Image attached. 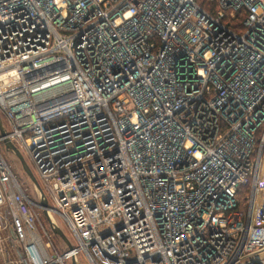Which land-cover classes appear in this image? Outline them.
I'll use <instances>...</instances> for the list:
<instances>
[{
    "label": "built area",
    "instance_id": "built-area-1",
    "mask_svg": "<svg viewBox=\"0 0 264 264\" xmlns=\"http://www.w3.org/2000/svg\"><path fill=\"white\" fill-rule=\"evenodd\" d=\"M0 112V264H264V0H0Z\"/></svg>",
    "mask_w": 264,
    "mask_h": 264
},
{
    "label": "rangeland",
    "instance_id": "rangeland-1",
    "mask_svg": "<svg viewBox=\"0 0 264 264\" xmlns=\"http://www.w3.org/2000/svg\"><path fill=\"white\" fill-rule=\"evenodd\" d=\"M0 116L3 120L4 125L7 127V121H6L5 117L1 114V112H0ZM0 152L3 155V157L7 160L9 165L12 167V169H13L15 175L17 176V178L19 179V181L21 183H23L25 188L29 189V195L31 196V198L34 201H36L37 203L41 202V198L35 192V187L33 185V182L28 177V175L25 173L20 161L14 155V153L7 151L4 144L0 145ZM21 153L24 156V158H25L26 162L28 163V165L30 166V168H32V170H33V165L31 163V160H30L28 153L25 151H22ZM263 165H264V163H263ZM39 213H40V216H41L46 228L48 229V231H49V233L53 239V243L56 246V248L58 249L59 253L63 254V253L68 252L70 250L68 245L60 237H58L57 235H55L53 233V231L51 229L50 222L47 219L45 212L40 210ZM54 217L58 223V227L65 233L66 237L70 240L72 245H74L76 247L77 245H76L65 221L58 214H54ZM5 248L6 247H4V245L0 244V256L5 254ZM79 261L81 264L85 262L83 256H79ZM67 264H73V260L68 261Z\"/></svg>",
    "mask_w": 264,
    "mask_h": 264
},
{
    "label": "water",
    "instance_id": "water-1",
    "mask_svg": "<svg viewBox=\"0 0 264 264\" xmlns=\"http://www.w3.org/2000/svg\"><path fill=\"white\" fill-rule=\"evenodd\" d=\"M0 133L2 136H5L6 134V130L3 124V120L0 116ZM4 145L7 149V151L14 153V155L18 158V160L20 161L25 173L28 175V177L31 179V181L39 188L40 185L35 177V175L33 174L31 168L29 167L28 163L26 162L24 156L22 155L21 151L18 149L17 146H15L11 141L9 140H5ZM40 207L47 209L48 208V202L46 200H42ZM46 213V212H45ZM53 233L55 235H57L58 237H60L69 247L70 250H73V245L70 242V240L66 237L65 233L59 228V227H55L53 228ZM73 264H77L76 261H73Z\"/></svg>",
    "mask_w": 264,
    "mask_h": 264
},
{
    "label": "trees",
    "instance_id": "trees-1",
    "mask_svg": "<svg viewBox=\"0 0 264 264\" xmlns=\"http://www.w3.org/2000/svg\"><path fill=\"white\" fill-rule=\"evenodd\" d=\"M197 2L201 6H203L204 8H207L208 9V7L211 6V9L217 10L219 0H215L214 2H209L208 0H197ZM241 191L242 192L240 194V199L243 202V199H244L245 194L248 193V191H249V187L248 186L243 187Z\"/></svg>",
    "mask_w": 264,
    "mask_h": 264
},
{
    "label": "bare ground",
    "instance_id": "bare-ground-1",
    "mask_svg": "<svg viewBox=\"0 0 264 264\" xmlns=\"http://www.w3.org/2000/svg\"><path fill=\"white\" fill-rule=\"evenodd\" d=\"M54 218V217H53Z\"/></svg>",
    "mask_w": 264,
    "mask_h": 264
}]
</instances>
